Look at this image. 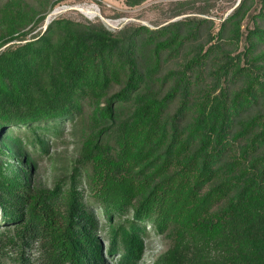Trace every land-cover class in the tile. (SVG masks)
Instances as JSON below:
<instances>
[{"label": "trees", "instance_id": "trees-1", "mask_svg": "<svg viewBox=\"0 0 264 264\" xmlns=\"http://www.w3.org/2000/svg\"><path fill=\"white\" fill-rule=\"evenodd\" d=\"M255 2L218 28L186 1L173 17L197 15L156 29L58 18L30 38L41 5L0 6V264H108L120 248L138 264L148 226L167 242L156 264H264V28H244ZM67 123L72 173L35 189L34 158Z\"/></svg>", "mask_w": 264, "mask_h": 264}, {"label": "rangeland", "instance_id": "rangeland-1", "mask_svg": "<svg viewBox=\"0 0 264 264\" xmlns=\"http://www.w3.org/2000/svg\"><path fill=\"white\" fill-rule=\"evenodd\" d=\"M11 0H0V6L8 3ZM30 6L39 7L41 14L45 15V21L37 27L28 38L36 36L47 29L49 23L58 18H71L77 20H89L92 22H101L107 29L112 32H117L126 26L143 25L151 29H156L165 26L169 23L182 20L186 17L195 16L197 14H185L173 17L181 8L180 4L186 1L192 2L187 5L194 11H203L205 15H198L202 18H211L215 20L217 28L222 21L232 13L234 8L242 0H147L143 4L130 7L125 0H24ZM187 8V7H186ZM47 9L42 13V10ZM263 16L256 19L258 14ZM253 17L255 20L251 18ZM261 25L264 28V3L261 0H256L252 11L244 20V28H253L255 24ZM32 24L26 30L33 27ZM244 43L239 46V51L244 49ZM63 134L59 137H54L50 141V153H37L34 160L36 168L32 171L30 183L35 189L52 190L57 181H64L72 173V168L78 159V149L72 139V127L67 123L62 128ZM29 151V149H28ZM12 161V160H11ZM90 211H94L101 219L100 236H102L104 244V253L109 257L108 248L110 240L111 228L106 223L104 210L99 208V205H92ZM130 217V216H129ZM127 216L120 220H116V224L126 222ZM1 218V210H0ZM14 229V228H12ZM2 231L5 229L2 228ZM13 231V230H12ZM167 242L161 234L155 231L152 226L147 227V235H145V254L141 262L138 264H156L158 258L166 251ZM114 253L111 258H108V264H121L120 253ZM12 253H14L12 251ZM14 256L9 258L4 257L7 264L14 263Z\"/></svg>", "mask_w": 264, "mask_h": 264}]
</instances>
